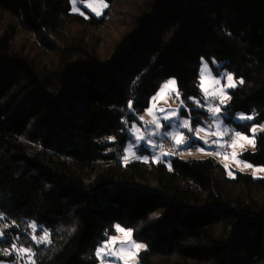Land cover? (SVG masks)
Masks as SVG:
<instances>
[{
	"label": "trees",
	"instance_id": "obj_1",
	"mask_svg": "<svg viewBox=\"0 0 264 264\" xmlns=\"http://www.w3.org/2000/svg\"><path fill=\"white\" fill-rule=\"evenodd\" d=\"M105 1L97 17L0 0V264H98L117 224L146 246L136 264H264V176L211 155L120 158L167 80L192 126L208 120L190 100L205 59L241 79L223 110L263 126L240 157L264 166V0Z\"/></svg>",
	"mask_w": 264,
	"mask_h": 264
},
{
	"label": "rangeland",
	"instance_id": "obj_2",
	"mask_svg": "<svg viewBox=\"0 0 264 264\" xmlns=\"http://www.w3.org/2000/svg\"><path fill=\"white\" fill-rule=\"evenodd\" d=\"M69 3L73 13L85 14L86 11H88L97 17L101 16L107 7V2L105 0H69ZM205 63L208 65V71L203 76V87H201V69ZM213 64L214 67H212V65L205 59L201 61L199 69L200 94L198 97H191L190 99L195 103L196 108L203 109L208 113V120L204 124H198L193 127L191 123L192 115L183 116L181 114L182 108H186L187 111L189 108L186 106L185 100L182 99L176 82L174 80H170L174 81V84L165 82L159 89L160 91H163V95L159 98H155L153 96L149 107L142 113L137 114L136 118L132 121L131 127L128 128L129 139L125 142L123 147L124 155H122L123 159L125 156L128 157L127 160L124 159L125 161L134 159L138 153L137 149L142 146L153 150L156 147V138L160 133L165 134L164 136L173 138L175 142L177 139H180V144L182 145H186L190 138L200 139L204 145H212L214 137L220 138L226 130L233 129L235 131V136L233 138V160L227 161L221 159V163L225 167L227 165L226 168L229 169V173H231L230 175H233V171L236 170L249 173L254 178L264 176V166L254 165L240 157V154L246 150H255V138L258 132L263 129V126L257 124L253 125L250 131L251 134L237 130L236 125L238 123H244L253 119L252 115H248L243 112L234 113L231 115L230 121L226 120L228 115L223 110V107L228 101L229 91L235 88L241 82V79H237L232 73L222 70L220 68L221 66L216 61H214ZM227 74L232 76L231 81L227 80ZM216 81H219V83ZM206 92L208 95H206ZM211 96L217 98L219 101V105L216 108L212 107L210 103ZM197 101L199 103H197ZM221 101H223V103H221ZM209 108H218L219 112L213 115L212 112L209 111ZM148 109H152V114L148 113ZM173 112L175 115L170 119L165 120L163 118L166 114ZM242 116L245 118L241 119ZM141 117H143V119H141ZM246 117L252 118L247 119ZM154 119L161 125L159 128L156 127V123H152ZM182 120H188L189 127L194 130L191 132L188 128L182 127L180 123ZM134 127L135 131H133ZM197 128L202 129V131L197 133L195 131ZM253 128H255V132L252 131ZM236 133H240V136H236ZM164 136L161 138L160 145ZM138 137H143V139H138ZM244 137H247V139H244ZM205 141H207V143H205ZM129 145H132L131 152L126 151V149L129 148ZM160 145L157 152H154L151 158L153 159V156L157 154L158 157H167L169 159V154H159L158 151ZM133 152L135 155L132 154ZM190 154L196 158L210 156L204 151L190 152ZM143 157H147V154ZM143 157L138 158L144 160ZM167 165L169 166V164ZM247 165H251V167H248ZM117 225L115 226V233L110 235L109 238L103 241L97 248V250L102 249L100 254H97L99 258L98 264H136L138 260V253L146 248L143 242L135 240L133 237V230L131 228L119 225L124 231H118ZM1 228L2 227L0 226V231ZM129 230L130 235L126 234ZM113 237L116 238L115 241L112 240ZM106 241L107 243H105ZM133 242L137 245H141V247H133ZM121 249H123V251H121Z\"/></svg>",
	"mask_w": 264,
	"mask_h": 264
},
{
	"label": "built area",
	"instance_id": "obj_3",
	"mask_svg": "<svg viewBox=\"0 0 264 264\" xmlns=\"http://www.w3.org/2000/svg\"><path fill=\"white\" fill-rule=\"evenodd\" d=\"M167 82H169L167 80ZM210 103L212 107L216 108L219 105V101L217 98L211 96ZM235 136V131L233 129H228L225 131L223 136L220 138L214 137L213 143L209 147H202L201 145H195L193 143H189L186 145L177 144L175 140L169 136H164L159 148V154H169L170 156H188L190 152H199L203 149L204 152L208 153L213 157H217L219 159H224L227 161L233 160V138ZM123 151H121L120 158L123 162L124 159L122 158ZM227 157V159H225ZM39 240V239H38ZM44 244V242L40 243ZM2 252L6 255L10 254V250L7 248H3ZM14 263L23 264L20 262L18 257H15ZM31 264V263H26Z\"/></svg>",
	"mask_w": 264,
	"mask_h": 264
},
{
	"label": "snow or ice",
	"instance_id": "obj_4",
	"mask_svg": "<svg viewBox=\"0 0 264 264\" xmlns=\"http://www.w3.org/2000/svg\"><path fill=\"white\" fill-rule=\"evenodd\" d=\"M97 14H99V13H97ZM207 71H208V65L205 63L204 66H203L202 69H201V87H203V76H204V74H205ZM209 74H210V73H209ZM227 80H228V81H231V80H232V76H231L230 74H227ZM216 82L219 83V81H216ZM241 82H242V81H241ZM168 83H169V84H174L175 82H174V81H169ZM227 86H234V85H227ZM206 95H208L207 92H206ZM190 99H191V98H190ZM197 103H199V102L197 101ZM221 103H223V101H221ZM131 107H132V104H131V101H130V102H129V108H131ZM147 111H148L149 114H152V109H148ZM161 111H163V110H161ZM209 111L212 112L213 115H215L217 112H219V109H218V108H217V109L209 108ZM174 115H175L174 112H173V113H168V114H166L163 118H164L165 120H167V119H170V118H171L172 116H174ZM244 118H245V117H243V116L241 117V119H244ZM246 118H247V119H251L252 117H246ZM141 119H143V117H141ZM152 123H156V127H157V128H159V127L161 126V125L158 123V121H156L155 119L152 121ZM180 123H181V126H182V127L189 128V131H193V129L189 127V121H188V120H182ZM133 131H135V127L133 128ZM195 131L198 133V132L202 131V129L197 128V129H195ZM252 131L255 132V128H253ZM150 135H151V133H150ZM236 136H240V133H236ZM109 139H112V138H109ZM138 139H143V137H138ZM244 139H247V137H244ZM176 143L179 145V144L181 143V140H180V139H177V140H176ZM205 143H207V141H205ZM131 150H132V145H129V148L126 149V151L131 152ZM201 151H203V149H201ZM132 154L135 155L134 152H133ZM124 159L127 160L128 157L125 156ZM143 159H144L145 161H147V157H143ZM154 159H155V160H159V157H155ZM225 159H227V157H225ZM169 166H170V165H169ZM247 166H248V167H251V165H247ZM226 167H227V165H226ZM230 174H231V173H230ZM30 227L32 228L33 232L36 231V227H37V226H36L35 223H33L32 225H30ZM117 230H118V231H124L123 229L120 228L119 225H117ZM44 233H45L44 236H41L40 239L37 241L38 243H42V242H44V241L47 239V230H46V229L44 230ZM126 234H129V235H130V230H129L128 233H126ZM0 235H2V234H0ZM32 239H33L34 241H36V240H37V237H36L35 235H33V236H32ZM115 239H116L115 237L112 238L113 241H115ZM105 243H107V241H106ZM12 247L15 249V245H14V244L12 245ZM133 247L139 248V247H141V245H137V244H135V243L133 242ZM17 251H19L21 254H23V253H27V252H29L30 249L20 248V249H18ZM101 251H102V249H98V250H97V254L99 255ZM121 251H123V249H121ZM33 264H34V262H33Z\"/></svg>",
	"mask_w": 264,
	"mask_h": 264
},
{
	"label": "crops",
	"instance_id": "obj_5",
	"mask_svg": "<svg viewBox=\"0 0 264 264\" xmlns=\"http://www.w3.org/2000/svg\"><path fill=\"white\" fill-rule=\"evenodd\" d=\"M160 90H158L157 91V93L154 95V97L155 98H159L160 96H162L163 95V91L161 90L160 92H159ZM194 127V126H193ZM189 129V128H188ZM194 130V129H193ZM192 132V131H191ZM165 134H163V133H160L159 134V136L156 138V147L153 149V150H151V149H149V148H146V147H140V148H138L137 149V156L135 157V158H138V157H143V156H145L146 154H147V159H148V152H150V158L152 157V155L154 154V152H157V149H158V147H159V145H160V141H161V138H162V136H164ZM189 143H193V144H195V145H201L202 147H210L211 145L209 144V145H204L203 144V142L200 140V139H197V138H190L189 139V142L187 143V144H189ZM233 145H234V143H233ZM123 151V150H122ZM123 155H124V153H123ZM188 156H192V157H194L193 155H191L190 153L188 154ZM155 157H158V155L157 154H155L154 156H153V159L155 158ZM169 159H170V156H169ZM155 160V159H154ZM159 160H163V161H165V160H168V158L167 157H159ZM159 160H156V161H159ZM125 161V160H124Z\"/></svg>",
	"mask_w": 264,
	"mask_h": 264
}]
</instances>
